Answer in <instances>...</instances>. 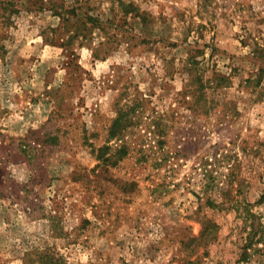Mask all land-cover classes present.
Segmentation results:
<instances>
[{
  "label": "rangeland",
  "instance_id": "rangeland-1",
  "mask_svg": "<svg viewBox=\"0 0 264 264\" xmlns=\"http://www.w3.org/2000/svg\"><path fill=\"white\" fill-rule=\"evenodd\" d=\"M9 1L0 264H264V91L242 87L264 0ZM58 5L81 7L67 23ZM86 14L101 28L68 41ZM188 73L230 84L184 95Z\"/></svg>",
  "mask_w": 264,
  "mask_h": 264
},
{
  "label": "trees",
  "instance_id": "trees-1",
  "mask_svg": "<svg viewBox=\"0 0 264 264\" xmlns=\"http://www.w3.org/2000/svg\"><path fill=\"white\" fill-rule=\"evenodd\" d=\"M40 3H43L42 0L38 1ZM59 8H61L60 12H57L54 7V14L59 15V16H65L63 17L65 22H69L70 16H78L79 10L81 6H75L71 5L70 7H65L63 5H58ZM16 5L9 0H0V30L5 29L6 27L9 26L10 24V17L13 15L14 12H16ZM42 9V8H41ZM123 12L127 15L129 13L134 14V17H139L141 18V22L144 21V17H141L140 14L138 13V9L134 7L132 4H127L126 8L123 10ZM84 19L86 22H90L91 26L86 27L84 29H80V27H77L71 32L73 35L68 36V41H73L75 38H78V36H83V38H86L87 35L84 33L80 32H86L89 33L91 32V28L97 27L101 28L99 20L96 18H93L89 15H84ZM86 22L81 23V25L86 26ZM84 34V35H83ZM4 46L1 44V39H0V52L3 51ZM190 51L187 52V61H189L192 64H198L196 61V56L195 54H190ZM196 54H200V52L195 50ZM259 57L262 56L264 58V49H261V51L258 53ZM190 72V71H189ZM189 75L191 74V77L189 79V82L186 84L185 89L183 91L184 95H192L193 97H204V91L208 89H217L218 87H227L228 84H230L229 78L224 75L220 74H214L212 77L207 78V79H201V77H197L195 75L192 76V73H188ZM244 83V88L249 89L251 93L253 92H258L259 94L264 91L263 83H264V66H261L255 73L250 74V76L246 79L243 80ZM261 91V92H260ZM260 98V97H259ZM129 118L127 117L126 112H117V116L114 118L112 121V124L109 128V133L108 136L109 138L113 137H123L125 130H127V126L129 125ZM124 150L120 151V155H126L125 148L123 146L122 148ZM36 253V252H35ZM41 253V254H40ZM31 263H38V264H66L64 259L59 256L56 257L55 253L50 249L47 248L45 250H42L39 252V254H36V258L33 260L29 261ZM28 264V263H27Z\"/></svg>",
  "mask_w": 264,
  "mask_h": 264
}]
</instances>
